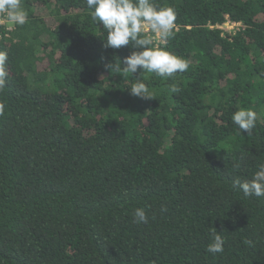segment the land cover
I'll return each mask as SVG.
<instances>
[{"label": "trees", "instance_id": "trees-1", "mask_svg": "<svg viewBox=\"0 0 264 264\" xmlns=\"http://www.w3.org/2000/svg\"><path fill=\"white\" fill-rule=\"evenodd\" d=\"M21 3L27 22L0 26V264H264V197L234 187L264 163V0H153L174 30L141 36L189 62L170 78L111 69L137 49L105 47L85 0Z\"/></svg>", "mask_w": 264, "mask_h": 264}, {"label": "clouds", "instance_id": "clouds-1", "mask_svg": "<svg viewBox=\"0 0 264 264\" xmlns=\"http://www.w3.org/2000/svg\"><path fill=\"white\" fill-rule=\"evenodd\" d=\"M85 3L92 10V20L99 22L107 30L105 47L119 49L131 45L133 49H137L131 51L120 64L110 65L111 69L114 67L124 75L146 71L170 78L189 68L187 60L165 48L153 47L151 39L141 36L148 29L161 39L170 37L176 20V12L172 7L157 6L153 0H85ZM0 14H4L14 25L22 26L28 20V12L22 6L21 0H0ZM7 60L8 53L0 51V90H3L6 83ZM170 90L175 93L178 88L173 86ZM130 92L141 98L153 97L146 83L139 78L131 84ZM4 107L0 103V115L3 114ZM231 119L242 133L250 134L256 126V113L252 110L240 108L233 113ZM234 187L246 197H264V163L258 164L250 179L235 181ZM133 218L137 224L148 222L144 208H136ZM210 237L206 251L212 254L223 252L225 239L221 232L214 228Z\"/></svg>", "mask_w": 264, "mask_h": 264}, {"label": "built area", "instance_id": "built-area-1", "mask_svg": "<svg viewBox=\"0 0 264 264\" xmlns=\"http://www.w3.org/2000/svg\"><path fill=\"white\" fill-rule=\"evenodd\" d=\"M6 26V28L8 30H12V25L10 24V21L7 20L6 16L4 14H0V26ZM240 24L239 23H233L229 20H227L223 25L221 26H217L216 28L222 30L223 34H232V32L234 31V33L238 30ZM229 29L228 31L226 29ZM234 29V30H233ZM233 30V31H231ZM144 32H146L147 34L152 35V38L155 39L156 43H162L163 40L158 36L153 34L150 30L146 29ZM233 33V34H234Z\"/></svg>", "mask_w": 264, "mask_h": 264}, {"label": "rangeland", "instance_id": "rangeland-1", "mask_svg": "<svg viewBox=\"0 0 264 264\" xmlns=\"http://www.w3.org/2000/svg\"><path fill=\"white\" fill-rule=\"evenodd\" d=\"M47 17V22L50 24V26H53L54 24V22H53V20H50V17H48V16H46ZM50 20V21H49ZM227 31L229 30L228 28L226 29ZM234 30V29H233ZM233 30H231V31H233ZM235 31V30H234ZM234 31L232 32V34H230V35H233V33H234Z\"/></svg>", "mask_w": 264, "mask_h": 264}]
</instances>
